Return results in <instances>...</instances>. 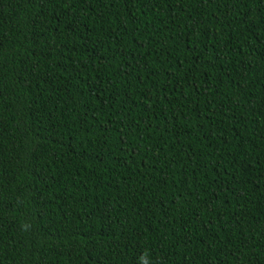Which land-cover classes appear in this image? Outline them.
Returning <instances> with one entry per match:
<instances>
[{
	"label": "trees",
	"instance_id": "trees-1",
	"mask_svg": "<svg viewBox=\"0 0 264 264\" xmlns=\"http://www.w3.org/2000/svg\"><path fill=\"white\" fill-rule=\"evenodd\" d=\"M0 264H264V0H0Z\"/></svg>",
	"mask_w": 264,
	"mask_h": 264
},
{
	"label": "clouds",
	"instance_id": "clouds-1",
	"mask_svg": "<svg viewBox=\"0 0 264 264\" xmlns=\"http://www.w3.org/2000/svg\"><path fill=\"white\" fill-rule=\"evenodd\" d=\"M29 225L28 224H22L21 225V228H22V230H24V231H27L28 229H29Z\"/></svg>",
	"mask_w": 264,
	"mask_h": 264
}]
</instances>
